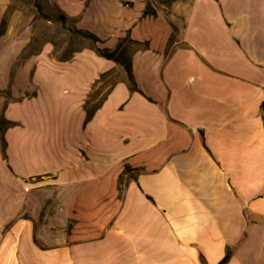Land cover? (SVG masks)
<instances>
[{
	"label": "crops",
	"instance_id": "obj_1",
	"mask_svg": "<svg viewBox=\"0 0 264 264\" xmlns=\"http://www.w3.org/2000/svg\"><path fill=\"white\" fill-rule=\"evenodd\" d=\"M48 1L151 46L0 68V264H264L262 0Z\"/></svg>",
	"mask_w": 264,
	"mask_h": 264
},
{
	"label": "rangeland",
	"instance_id": "obj_2",
	"mask_svg": "<svg viewBox=\"0 0 264 264\" xmlns=\"http://www.w3.org/2000/svg\"><path fill=\"white\" fill-rule=\"evenodd\" d=\"M87 1L84 0V3H87ZM191 1L158 0L157 5L161 7H172L173 5L174 7H191ZM216 1L217 3L219 2V0ZM0 3L3 5L0 7V51L2 49L5 51V55L3 52H0V68L10 67V69L15 70L21 67L27 57L38 54L46 44L52 46L50 57L57 61L70 58L75 52L82 49L94 47L92 40L85 38L78 32L79 30L90 32L88 29L81 28L78 25L79 14L69 15L66 13L76 8L71 7L69 3L64 4V7L54 6L48 0H0ZM261 3H264V0ZM233 7L234 13L228 14L235 22L237 15L235 4ZM147 12L153 15L156 14L152 10H148ZM257 13L258 16L259 11ZM166 14L169 15L170 12H166ZM261 17L264 19L262 15ZM177 30L179 31V28ZM175 37L176 35L172 33L170 41ZM97 45L103 47L101 42ZM150 46L146 41L134 40L126 33L124 36L118 38L117 43L114 45V47H117L116 54L119 59V65L124 69L125 65H129V57L132 52ZM159 46V44H156V47ZM174 46L170 42L166 47L172 49ZM9 49L12 55L10 56L11 58L8 56L10 54L7 53ZM35 63L32 61L33 67ZM121 79H127L126 74L121 71L102 76L101 86L90 91L88 94L87 101L89 102V106L97 104L105 96L107 88L115 81ZM3 123L5 122L0 121V126L4 125ZM3 146V139H0V147L2 149ZM123 169L126 170L125 168ZM120 175L121 182L123 183L124 174ZM119 187L121 190L122 187ZM33 194L31 193L28 198H31ZM119 195H121V191Z\"/></svg>",
	"mask_w": 264,
	"mask_h": 264
},
{
	"label": "trees",
	"instance_id": "obj_3",
	"mask_svg": "<svg viewBox=\"0 0 264 264\" xmlns=\"http://www.w3.org/2000/svg\"><path fill=\"white\" fill-rule=\"evenodd\" d=\"M80 34H82V36H84L85 38H88L90 40L93 41L94 43V47L93 49L95 50V52L101 56V57H104L106 59H110V60H113L115 62H119V59L117 57V47H113V48H106V47H101L99 45H97L98 43H100V39L93 33L91 32H88V31H81L79 30L78 31ZM124 69L127 73V79H128V84L130 86V89L131 90H134L135 89V84L133 82V79H132V76H131V71H130V64L129 65H125L124 66ZM262 111L264 113V104H262ZM92 114V112H89L87 117H89L90 115ZM230 257V251L227 250L225 255L223 256V258L219 261L218 264H223L225 263Z\"/></svg>",
	"mask_w": 264,
	"mask_h": 264
}]
</instances>
